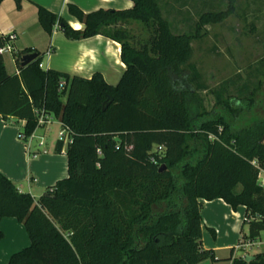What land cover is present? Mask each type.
<instances>
[{
  "label": "trees",
  "instance_id": "1",
  "mask_svg": "<svg viewBox=\"0 0 264 264\" xmlns=\"http://www.w3.org/2000/svg\"><path fill=\"white\" fill-rule=\"evenodd\" d=\"M132 1L131 8L92 12L69 3V12L84 24L81 29L38 5L39 21L49 34L58 25L69 40L104 35L121 44L126 69L115 85L100 72L88 78L44 69L42 53L32 49L14 54L18 73L11 74L0 53V114L26 120L23 131L30 136L37 128L35 109L44 108L72 132L69 176L39 199L0 172V221L17 218L31 238L9 264L215 261V251L202 247L201 199L223 198L234 209L245 206L246 239L264 232V186L259 183L264 118L236 127L223 116L203 117L193 105L196 100L202 107L199 91L206 87L191 60L192 43L206 25L233 12L234 0L221 10L200 11L184 27L171 20L170 1ZM16 2L21 7L22 0ZM132 22L140 28L128 29ZM8 40L0 33V47ZM32 52L37 58L22 66V57ZM257 71L262 78L252 87L247 84L248 95L239 97L250 106L264 87V58ZM220 95L219 104L237 116L233 100ZM158 146L164 151H155ZM255 256L247 261L231 254L228 260L264 264V250Z\"/></svg>",
  "mask_w": 264,
  "mask_h": 264
},
{
  "label": "crops",
  "instance_id": "2",
  "mask_svg": "<svg viewBox=\"0 0 264 264\" xmlns=\"http://www.w3.org/2000/svg\"><path fill=\"white\" fill-rule=\"evenodd\" d=\"M69 3L76 4L85 12L100 8L127 9L134 5L132 0H22L21 7H18L16 0H3L0 5V33L5 37L11 32L16 34L12 41L14 54L28 49L40 51L44 69L53 68L88 78L100 72L107 82L117 84L126 69L119 42L104 35L69 40L58 25L52 34L41 25L38 5L61 15L74 28H83L84 24L69 12ZM49 49L53 51L48 55ZM9 73H18V68ZM25 124L26 120L5 118L0 114V172L22 192L39 199L59 180L69 176L68 145H59L62 122L56 117L47 127L37 129L35 136L22 139L19 129H24ZM201 201L202 247L213 249L216 260L208 258L197 264H232V260H228L231 254L232 257H244L240 253V245L249 228L244 222L246 207L240 205L234 209L223 198ZM0 228L3 231L0 264H9L14 253L31 244V238L24 224L15 217H3Z\"/></svg>",
  "mask_w": 264,
  "mask_h": 264
},
{
  "label": "rangeland",
  "instance_id": "3",
  "mask_svg": "<svg viewBox=\"0 0 264 264\" xmlns=\"http://www.w3.org/2000/svg\"><path fill=\"white\" fill-rule=\"evenodd\" d=\"M168 1L169 7L172 6L170 18L176 27L193 24L200 11L221 10L227 6V0ZM184 18L187 19L182 23ZM127 28L138 30L140 27L132 22ZM188 31V28L184 30ZM202 34L193 41L191 60L198 65L206 89L199 91L201 108L194 100L195 110L205 118L223 116L236 127H242L255 118H264V87L255 94L253 106L239 98L248 95L247 84L252 87L262 78V72L257 69L264 58V0H234L233 12L224 21L206 25ZM4 62L9 72L16 71L13 52L4 54ZM218 94L233 100L232 106L239 109L237 116L219 104ZM189 143L193 144V138ZM259 183L264 184V171L259 175ZM263 250L264 245L255 246L251 252ZM240 253L244 254V250L241 249Z\"/></svg>",
  "mask_w": 264,
  "mask_h": 264
},
{
  "label": "built area",
  "instance_id": "4",
  "mask_svg": "<svg viewBox=\"0 0 264 264\" xmlns=\"http://www.w3.org/2000/svg\"><path fill=\"white\" fill-rule=\"evenodd\" d=\"M8 37L9 40L3 46L0 47V53L3 55L6 52L14 51L12 41L16 38V34L14 32H11ZM52 51H53L52 49H49L47 51V54L48 55L51 54ZM40 66L42 67V64H40ZM65 83L66 82L64 80L61 81V88L64 87ZM35 113L37 115V121H38L36 130L42 127H47L49 124L53 122L54 116L51 113L47 112L44 108H36ZM35 131L30 136H26L23 129H19V137H21L22 139L33 137L35 136ZM58 140L63 141L64 145H69L72 142V132L70 128L63 125V123H62V129L59 131ZM164 149H165L164 146H158L155 148V151L162 152L164 151ZM254 164L258 165L256 161H254ZM263 171L264 170H262V172ZM262 185L264 186V184ZM262 245H264V232H262V234L255 239L252 240L246 239L245 241H243V244L240 245V248L244 250V257H245L247 254L251 253V249L252 250L255 249V246L261 247Z\"/></svg>",
  "mask_w": 264,
  "mask_h": 264
},
{
  "label": "water",
  "instance_id": "5",
  "mask_svg": "<svg viewBox=\"0 0 264 264\" xmlns=\"http://www.w3.org/2000/svg\"><path fill=\"white\" fill-rule=\"evenodd\" d=\"M38 56L37 52H32V53H27L25 54L22 59H21V63H22V66H25L27 64H29L30 62H32L34 59H36ZM110 99L112 100V97H110ZM109 105V100H106L104 102V110L106 109V107ZM116 140H119V137H116ZM165 167V166H162V168ZM256 258L255 255H252V254H247L245 256V259L247 261H251V260H254Z\"/></svg>",
  "mask_w": 264,
  "mask_h": 264
}]
</instances>
